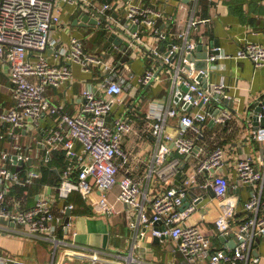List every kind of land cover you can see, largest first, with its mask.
<instances>
[{"label": "built area", "instance_id": "2783aa9c", "mask_svg": "<svg viewBox=\"0 0 264 264\" xmlns=\"http://www.w3.org/2000/svg\"><path fill=\"white\" fill-rule=\"evenodd\" d=\"M67 4L88 8L108 36L115 33L118 37L112 41L106 37V49L91 53L77 36L68 41L56 36L55 29L62 26L63 6ZM162 17L161 10L142 5L141 0L130 3L127 8L116 0H0V61L9 65L14 100L11 108L0 111V121L13 128L33 127L42 136L41 144L48 158L64 151L71 163L57 186V200L39 196L32 206L23 207L21 198L11 199V186L18 183L29 194L28 188L41 173L28 169L27 177L22 179L10 167L19 161H31L30 154L18 144L15 145L19 150L17 157L1 151L0 233L6 229L10 234L21 232L51 241L55 250L50 264H143L135 251L149 226L154 236L176 242L175 250L184 257V264L261 263V257L252 253L254 242L264 235V197L262 192L253 193L242 208L230 195L232 186L224 175L229 157L223 145L222 127L233 130L240 122V114L233 106L235 98L225 77L213 81L211 73L223 69L222 59H250L257 67H264V45L249 41L231 55L210 46L205 56L197 57L198 42L193 40L191 32L206 21L198 20L194 14L190 17L189 29L177 34L178 41L168 50H161L159 44L152 46L143 41L141 31L143 27L152 28L157 41H166L169 35L157 26ZM137 54L149 59L141 75L131 65L132 58L138 59ZM107 55L115 58L113 64L108 62ZM75 65L89 77L82 81L84 86L79 96L74 92L78 82ZM163 71L172 77L164 96L142 102L137 99L132 106L126 103L125 95L132 92L135 81L146 89L163 82ZM51 88L63 95L62 102L48 94ZM70 102L74 111L69 113L66 106ZM144 105L146 119L140 131L139 147L148 148L152 156L149 172L139 178L133 165L138 166L140 160L133 151L125 150L124 144L127 137L137 134V122L129 112L134 107L140 112ZM260 105L262 110L257 113L254 109ZM118 108L121 112L110 121ZM255 117L258 126L254 124ZM263 119L264 99L256 100L246 121L253 128L255 139H264ZM174 123L176 134L168 131ZM209 123L219 128L208 132ZM2 138L4 135L0 132ZM176 153L188 161H181V157L168 159ZM235 166L238 184H264V154L256 162L251 156L237 159ZM190 167L194 170L191 174ZM180 171L182 176L178 185H174ZM155 177L161 190L152 195L148 187ZM115 186L120 188L117 200L138 212L128 254L109 259L102 250L85 249L59 237L60 230L66 237L76 236L72 230V214L66 223L68 211L76 209L70 201L73 193L79 192L87 199L99 189L102 194L98 203L109 215L116 212V205L109 201L107 193ZM210 191L222 203L215 227L220 234L235 235L238 244L234 250L213 251L212 241L201 226L187 220L203 200L204 193ZM189 192L194 194L195 204L185 208ZM0 264L32 263L4 254L0 255Z\"/></svg>", "mask_w": 264, "mask_h": 264}, {"label": "crops", "instance_id": "0c3cea01", "mask_svg": "<svg viewBox=\"0 0 264 264\" xmlns=\"http://www.w3.org/2000/svg\"><path fill=\"white\" fill-rule=\"evenodd\" d=\"M116 1L122 7L127 8L130 3L138 2L139 0ZM193 3L198 6L195 7ZM141 4L156 10L159 9L163 13V17L157 21V26L165 30L169 35L166 41H157L154 36L156 34L153 33L152 28L143 27L141 31L143 41L152 46L159 44L160 48L164 47L163 50H168L172 43L178 41L177 34L189 29L190 17L194 14L198 20L206 21L205 23H200L199 28H194L191 32L193 33V40L198 42L197 57L204 56L206 54L205 51L210 46L217 47L218 52L223 51L231 55L235 54L249 41L264 45V0H196V2L194 0H141ZM63 7L62 26L55 29L56 36L66 41L73 36H77L83 39L87 51L91 53L104 51L108 45L106 40L107 31L102 24L91 21V19H95L94 13L86 7L83 9L77 5L67 4ZM85 14H89L90 19L88 18L84 21ZM116 14L118 15V13ZM169 17H172L173 20L169 21ZM137 56L138 59H131V65L137 74L141 75L149 59H143L139 54ZM220 62L224 67L222 70H213L211 73L212 80H220L222 76L225 77L227 85L230 87V93L235 98L233 106L236 109L238 108L240 114V122L233 130L222 127L225 132L223 145L229 157L228 167L224 175L232 186L230 195L237 200L240 207L244 208L253 193L259 194L262 192L264 197L263 183L252 185L238 184L235 166L237 159L251 156L256 162L259 155L261 153L264 154V139L253 138V128L248 127L246 124L254 108V101L264 99V67H257L250 59H222ZM74 71L78 79L74 92L79 96L84 86L82 81L87 80L89 77L83 75L78 65H75ZM167 89L163 86V82H156L144 89L139 86L138 81H135L132 92L125 95L126 103L132 106V103L137 99L142 102V100L147 98L164 96ZM48 94L54 95V98L59 103L63 100V95L58 94L55 88L49 89ZM13 104L12 83L9 81V65L0 61V111L11 108ZM145 108L146 105L143 106L141 113L137 107L132 108L129 112L130 117L137 122V134L134 133L127 137L124 144V149L133 151L140 160L138 163L139 167L136 164L133 165L135 176L139 178H143L149 172L152 156V151L147 150L148 148L139 147L142 144L140 131L144 127V120L146 119ZM66 111L69 113L74 111L73 103H67ZM120 112L121 109H116L112 113L110 121H113L114 115H118ZM175 125L174 123L173 126L170 125L168 127V131L172 134L177 133ZM217 128H219L217 125L209 123L207 130L208 132H214ZM261 129H264V126ZM0 132L4 135V138L0 139V158L1 151H8L17 157L19 150L15 149L16 144L22 147V151L31 156V161H19L11 165V170L16 174H20L22 179L27 177L28 169L38 170L41 173L35 183L28 188L29 194H25L26 189L22 185L18 187L15 186L17 184L12 185L11 199L18 200L21 198L20 202L23 207L32 206L39 196L57 200L59 197L57 186L62 180L63 172L71 163H67L68 160L64 158L63 165H56L54 159L57 158L53 156L57 152L48 158L38 132L31 126L19 129L17 127L13 128L10 124H3L0 121ZM11 133H17L19 136L14 137ZM78 148L80 149V146ZM173 157H181V161L185 163L188 161L187 157H183L178 153L170 155L168 159L171 160ZM22 165L27 166L26 171L24 170L25 172L20 168ZM47 165L50 166V170L53 173L50 174L48 180H43V168ZM178 181L176 179L174 185H178ZM148 189L152 195L161 190L156 177L150 183ZM197 191L200 190L198 189ZM119 193L120 188L118 186H115L107 193L109 201L116 205V212L109 215L101 210L98 203L102 194L99 189H96L87 199L79 192L73 193L70 201L75 204L76 209L71 212L74 216L72 230L76 232V236L68 235L66 237L64 236L66 233L60 230L59 237H64L65 241L70 243L75 242L85 249L95 248L102 250L109 259H117L119 254H128L135 235L134 224L137 220L138 212L134 208L118 201ZM212 193L211 191L207 194L204 193L203 200L199 202L197 209L189 215L187 220L190 223L201 226L203 232L212 241L213 251L221 248L234 250L237 242L234 239H230L227 242L222 241L220 238L222 234L215 227V219L221 211L222 203ZM193 199L194 194L192 193L191 195L189 192L187 200L191 205L195 204ZM185 208H188V206H185ZM79 237L82 242L78 240ZM90 238H92L93 242L90 241ZM175 249L176 242L170 238H165L161 243H156L152 234V226H149L145 237L139 242L135 255L143 261V264H184V257ZM54 250L55 245L42 237H31L21 232H12L10 234L6 229L1 230L0 255H11L32 264H50ZM252 255L260 256V264H264V235L259 236L254 242Z\"/></svg>", "mask_w": 264, "mask_h": 264}, {"label": "water", "instance_id": "95a60500", "mask_svg": "<svg viewBox=\"0 0 264 264\" xmlns=\"http://www.w3.org/2000/svg\"><path fill=\"white\" fill-rule=\"evenodd\" d=\"M106 1V0H105ZM107 2H111V0H107ZM115 15H116V13H115ZM90 16H89V14H85V17L83 18V20L84 21H86L88 18H89ZM90 19V18H89ZM91 21H95V22H98L96 19H91ZM106 37H110L109 38V40L110 41H112L113 40V37H118L115 33H113V34H111V35H107ZM114 42H116V43H118V42H120L121 43V40H114ZM162 50L164 49V47H162L161 48ZM200 49V48H199ZM177 56V55H176ZM205 56V55H204ZM187 58H189V59H192L191 58V56H187ZM189 110H190V108H188ZM257 113H259V112H261V110H262V108H261V105L260 106H257L255 109H254ZM254 124L256 125V126H258V121L256 120V117H255V120H254ZM262 126H264V119H263V121H262V124H261ZM39 138H40V140L42 139V136L41 135H39ZM67 163H69V161H67ZM183 167V166H182ZM184 168V167H183ZM181 176H182V171H180V173H179V175L177 176V179L178 180H180V178H181ZM212 195H214L213 193H212ZM184 203H185V206H189L190 205V203L188 202V200H187V198H185V201H184ZM70 214H71V211H68V213H67V218H66V223L69 221V216H70ZM166 237H157V236H154V240H155V242L156 243H161V241L163 240V239H165ZM220 238L222 239V241H224V242H227V241H229L230 239H234V241L235 242H237V244H238V239L235 237V235L234 234H230V235H220Z\"/></svg>", "mask_w": 264, "mask_h": 264}, {"label": "trees", "instance_id": "16d2710c", "mask_svg": "<svg viewBox=\"0 0 264 264\" xmlns=\"http://www.w3.org/2000/svg\"><path fill=\"white\" fill-rule=\"evenodd\" d=\"M53 157L57 158V159H54V162H55L56 165H63V163H64L63 160H64V158H66V152L59 151ZM20 168H21L22 171H24V170L26 171L27 166L26 165H22ZM52 173H53V171L50 170V166L49 165L44 167L43 168V175H44L43 176V180H48V178L50 177V174H52ZM15 186L18 187V186H21V185L17 183V185H15ZM12 188H13V186H12ZM18 196H16V197H18Z\"/></svg>", "mask_w": 264, "mask_h": 264}, {"label": "rangeland", "instance_id": "374dc122", "mask_svg": "<svg viewBox=\"0 0 264 264\" xmlns=\"http://www.w3.org/2000/svg\"><path fill=\"white\" fill-rule=\"evenodd\" d=\"M98 6H101V3H98L97 4ZM147 41V40H146ZM107 60H108V62L110 63V64H113L114 62H115V58L112 56V55H107ZM134 66H136V64H134ZM161 77H163V86L165 87V88H169V85H170V82L172 81V77H171V75H170V73H168V72H166V71H163V73L161 74ZM194 172V170L190 167L189 168V173L191 174V173H193ZM76 228H78V227H76ZM80 229V228H79ZM82 234V233H81ZM81 238L79 237V241L80 242H82L81 240H80ZM90 241L91 242H93L92 241V238H90ZM44 264H47V263H44Z\"/></svg>", "mask_w": 264, "mask_h": 264}]
</instances>
